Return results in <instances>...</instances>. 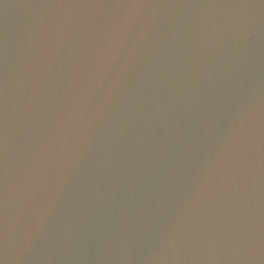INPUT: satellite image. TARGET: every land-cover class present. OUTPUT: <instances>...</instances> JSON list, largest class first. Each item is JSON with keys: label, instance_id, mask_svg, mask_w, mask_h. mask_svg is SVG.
I'll return each mask as SVG.
<instances>
[{"label": "water", "instance_id": "water-1", "mask_svg": "<svg viewBox=\"0 0 264 264\" xmlns=\"http://www.w3.org/2000/svg\"><path fill=\"white\" fill-rule=\"evenodd\" d=\"M0 264H264V0H0Z\"/></svg>", "mask_w": 264, "mask_h": 264}]
</instances>
